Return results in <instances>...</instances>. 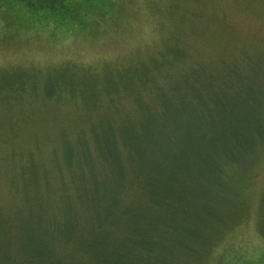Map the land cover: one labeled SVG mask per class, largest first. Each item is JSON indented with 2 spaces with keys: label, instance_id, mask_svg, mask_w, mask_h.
I'll list each match as a JSON object with an SVG mask.
<instances>
[{
  "label": "rangeland",
  "instance_id": "obj_1",
  "mask_svg": "<svg viewBox=\"0 0 264 264\" xmlns=\"http://www.w3.org/2000/svg\"><path fill=\"white\" fill-rule=\"evenodd\" d=\"M263 130L264 0H0V263L95 193H138L140 144L204 201L221 135ZM232 166L182 263L264 264V142Z\"/></svg>",
  "mask_w": 264,
  "mask_h": 264
},
{
  "label": "trees",
  "instance_id": "obj_2",
  "mask_svg": "<svg viewBox=\"0 0 264 264\" xmlns=\"http://www.w3.org/2000/svg\"><path fill=\"white\" fill-rule=\"evenodd\" d=\"M45 7L40 1L34 8ZM234 133L226 138L221 135L226 143H219L216 156L220 163L225 161L224 166L213 182L215 194H208L204 201V195L182 191L180 169L175 166L168 171V157L162 156L156 165L149 163L152 143H142L137 152L139 165L153 167L148 166L138 193L131 194L132 184L127 183V191L117 189L109 206L104 190L95 193L82 216L75 212L70 224L44 230L38 246L26 248L22 259L11 257L12 262L6 264H184L181 259L186 256H200L210 238V224L222 219L216 210L217 196L225 188L229 167L242 164L264 142V130L247 145Z\"/></svg>",
  "mask_w": 264,
  "mask_h": 264
}]
</instances>
